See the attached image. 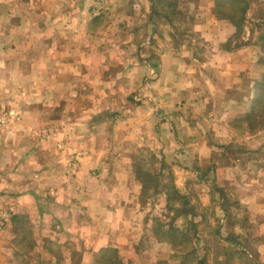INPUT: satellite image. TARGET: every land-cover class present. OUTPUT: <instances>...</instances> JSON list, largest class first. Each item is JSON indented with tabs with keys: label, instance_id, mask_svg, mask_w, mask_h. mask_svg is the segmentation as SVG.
<instances>
[{
	"label": "crops",
	"instance_id": "crops-1",
	"mask_svg": "<svg viewBox=\"0 0 264 264\" xmlns=\"http://www.w3.org/2000/svg\"><path fill=\"white\" fill-rule=\"evenodd\" d=\"M262 9L264 0H0V100L19 107L20 124L0 131V201L13 208L0 264L136 259L152 203L141 144L162 166L194 153L211 173L222 166L218 151L231 156L234 137L264 146V128L244 123L239 132L231 117L238 106L243 119L253 116L262 100L255 96L264 88ZM186 14L209 41L202 52L177 33ZM233 89L246 95L238 100ZM220 104L225 117L214 113ZM42 128L51 130L46 139ZM235 161L228 172L254 166L261 178L263 158ZM184 180V172L175 180L178 196ZM239 199L244 230L262 239L264 195Z\"/></svg>",
	"mask_w": 264,
	"mask_h": 264
},
{
	"label": "rangeland",
	"instance_id": "rangeland-1",
	"mask_svg": "<svg viewBox=\"0 0 264 264\" xmlns=\"http://www.w3.org/2000/svg\"><path fill=\"white\" fill-rule=\"evenodd\" d=\"M257 14L264 19V9ZM188 17L190 16L186 14L179 18L182 22L179 24L177 33L185 36L181 42H184L186 48L202 52V49L207 48L205 44L208 45L209 41L204 40L200 33L197 34L198 31L194 30L192 23L187 20ZM257 30L259 33H264V25H257ZM140 32L143 34L145 30ZM203 57L196 58L201 60ZM207 89L214 90L212 86H208ZM256 90L255 96L262 100L260 103L253 104L251 110L253 116L249 115V118L243 119L245 114H242L244 110L240 106L233 111L232 121L239 132L244 123L247 126L264 128V88L261 89L262 93L259 89ZM233 91L232 95L238 100L240 96L246 95L240 93L239 89H233ZM68 106L70 105L64 104L63 110ZM216 106H214V113L225 117L221 110L224 106L222 104ZM17 107L3 99L0 100V114L8 118L5 124L0 125V131H18L20 124L17 115L13 113ZM168 115L170 116V112ZM40 131H43L42 139L48 138L43 128ZM254 138L244 135L234 137V142L230 146L232 157L225 155L222 150L213 155L217 158L219 165H222L213 169V173L208 169L209 161H200L194 153L176 154L172 157L173 160L170 159L173 164H169V161L166 167V164L162 166L157 155L150 151V145L138 146V151L144 156V161L138 163L143 164L140 166V173L147 183L145 193L152 198L150 227L145 238L139 242L136 259L128 261L127 258H123L126 261L124 260L122 264H261L264 261V236L262 239H257L261 237L259 234L256 235L254 232L251 234L252 230L248 232L244 230L245 227L249 228L248 218H245L248 213L245 205L240 202L239 196L243 193L250 196L259 193L264 195V168L258 167L261 178L258 177L254 166L247 172L241 166L232 169L231 172L225 168L226 163L232 158L236 161L247 158L253 162L264 159V150H256L257 146L262 148L264 146H261L260 138L257 140ZM187 166L192 168L188 174L184 169ZM217 171H220L222 182L215 184L214 179L218 177ZM183 172L190 180L182 181L179 189L181 196H178L175 194L174 183ZM226 177H231L234 181L225 182ZM245 178L248 180L247 184L241 185V180ZM160 181L162 184H158ZM160 194L162 195L159 198ZM171 194L174 196L173 199H165L164 195L170 197ZM8 205L3 200L0 201L1 207ZM226 207L231 213L227 218L222 214ZM195 214L199 216L198 223L194 221ZM168 224L178 226L179 230L173 225L167 228ZM2 232L3 230L0 231L1 238ZM104 263L113 264L109 261Z\"/></svg>",
	"mask_w": 264,
	"mask_h": 264
},
{
	"label": "built area",
	"instance_id": "built-area-1",
	"mask_svg": "<svg viewBox=\"0 0 264 264\" xmlns=\"http://www.w3.org/2000/svg\"><path fill=\"white\" fill-rule=\"evenodd\" d=\"M8 121V118L2 114H0V125L2 124H5L6 122ZM51 130L50 129H47L45 130V135L47 134H50ZM77 157L73 160L74 163L77 161ZM75 167V166H74ZM13 208L12 207H9V206H3L1 207L0 206V231L4 230L8 221H9V218H10V215H11V212H12Z\"/></svg>",
	"mask_w": 264,
	"mask_h": 264
},
{
	"label": "trees",
	"instance_id": "trees-1",
	"mask_svg": "<svg viewBox=\"0 0 264 264\" xmlns=\"http://www.w3.org/2000/svg\"><path fill=\"white\" fill-rule=\"evenodd\" d=\"M245 9H246V7L244 8V11H245ZM115 263H116V261H115ZM122 263H124V260L118 259L116 264H122ZM74 264H78V263H74Z\"/></svg>",
	"mask_w": 264,
	"mask_h": 264
}]
</instances>
